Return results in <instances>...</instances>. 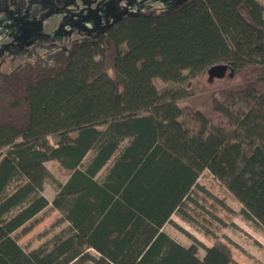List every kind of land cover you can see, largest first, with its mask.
I'll return each mask as SVG.
<instances>
[{"label":"trees","instance_id":"obj_1","mask_svg":"<svg viewBox=\"0 0 264 264\" xmlns=\"http://www.w3.org/2000/svg\"><path fill=\"white\" fill-rule=\"evenodd\" d=\"M217 63L230 78L214 85ZM155 78L178 85L158 90ZM205 169L237 211L198 183ZM194 195L264 228V1L123 12L92 38L0 69V264H240L171 219L194 222ZM48 204L66 225L25 250L14 233Z\"/></svg>","mask_w":264,"mask_h":264},{"label":"rangeland","instance_id":"obj_2","mask_svg":"<svg viewBox=\"0 0 264 264\" xmlns=\"http://www.w3.org/2000/svg\"><path fill=\"white\" fill-rule=\"evenodd\" d=\"M178 0H65L62 8L54 10L59 0H0V69L8 70L27 58L45 56L54 48L66 47L72 39L92 38L96 31L120 12L134 13L147 8L168 7ZM264 1V0H262ZM228 69L222 78H214L216 85L228 81ZM158 90L176 87L174 81L155 78ZM93 150H90L86 161ZM49 174L64 181L67 170L55 160L45 162ZM105 168L101 172L104 171ZM211 193L221 198L229 207L237 211L240 204L208 171L204 170L197 179ZM55 186L50 177L42 184V193L50 200ZM203 208L186 203L185 209L193 216L194 222H188L177 214L171 219L183 229L206 245L222 241L228 244L231 256L240 264H264V228L256 223L244 220L238 213L227 212L213 207L194 195ZM221 219L225 224L218 221ZM233 223V224H231ZM26 225L31 228L26 232L17 230L14 236L25 249L40 244L53 233L66 225L60 221L59 212L48 204L35 218ZM162 229L182 244H190L191 239L173 224L167 222ZM208 230V231H205ZM212 233L216 236L213 237ZM230 239L228 243L225 239ZM202 249H198L201 255ZM86 264H91L87 262Z\"/></svg>","mask_w":264,"mask_h":264},{"label":"water","instance_id":"obj_3","mask_svg":"<svg viewBox=\"0 0 264 264\" xmlns=\"http://www.w3.org/2000/svg\"><path fill=\"white\" fill-rule=\"evenodd\" d=\"M122 13L123 12L118 13L115 16L114 20L118 19ZM226 71H227V66L225 63H217L214 65H211L206 70L207 80L211 81L214 78H222L226 74Z\"/></svg>","mask_w":264,"mask_h":264},{"label":"flooded vegetation","instance_id":"obj_4","mask_svg":"<svg viewBox=\"0 0 264 264\" xmlns=\"http://www.w3.org/2000/svg\"><path fill=\"white\" fill-rule=\"evenodd\" d=\"M59 2L61 3V5L55 4V5L53 6L54 10H57V9L62 8L61 6H62V4L65 3V0H59ZM115 16H116V14L114 15L113 19L115 18ZM113 19H112V20H113Z\"/></svg>","mask_w":264,"mask_h":264}]
</instances>
